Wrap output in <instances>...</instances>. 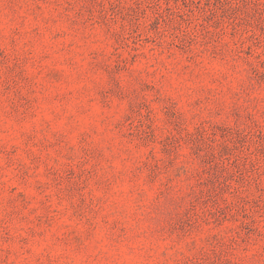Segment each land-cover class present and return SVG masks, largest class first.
Wrapping results in <instances>:
<instances>
[{"label": "rangeland", "instance_id": "1", "mask_svg": "<svg viewBox=\"0 0 264 264\" xmlns=\"http://www.w3.org/2000/svg\"><path fill=\"white\" fill-rule=\"evenodd\" d=\"M0 264H264V0H0Z\"/></svg>", "mask_w": 264, "mask_h": 264}]
</instances>
